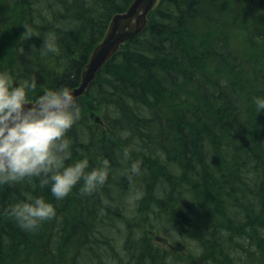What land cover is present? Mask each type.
<instances>
[{"label": "trees", "instance_id": "16d2710c", "mask_svg": "<svg viewBox=\"0 0 264 264\" xmlns=\"http://www.w3.org/2000/svg\"><path fill=\"white\" fill-rule=\"evenodd\" d=\"M131 2L0 0V71L35 78L33 101L78 86L112 16ZM248 4L158 0L76 98L80 118L66 133L73 160L110 161L108 181L61 200L38 178L0 186V264H264V111L254 102L264 63L230 78L236 63L223 64L234 53L222 24L227 13L240 22ZM48 33L58 50L42 54ZM133 161L140 174H126ZM29 192L57 215L26 231L6 210Z\"/></svg>", "mask_w": 264, "mask_h": 264}, {"label": "clouds", "instance_id": "9594fccd", "mask_svg": "<svg viewBox=\"0 0 264 264\" xmlns=\"http://www.w3.org/2000/svg\"><path fill=\"white\" fill-rule=\"evenodd\" d=\"M40 48L42 54L56 53L57 35H43ZM36 87L35 78L17 81L12 73L0 71V186L38 178L40 186H50L56 200L78 184L83 194L96 191L108 181L111 164L105 158L90 167L88 156L72 159V141L66 133L80 118L73 90L46 88L33 102L30 93ZM254 102L258 113L264 111V95ZM141 163L133 161L126 174H140ZM6 211L26 231L57 215L51 200L30 192Z\"/></svg>", "mask_w": 264, "mask_h": 264}, {"label": "rangeland", "instance_id": "374dc122", "mask_svg": "<svg viewBox=\"0 0 264 264\" xmlns=\"http://www.w3.org/2000/svg\"><path fill=\"white\" fill-rule=\"evenodd\" d=\"M242 14L239 22L232 14L227 13V18L224 22L226 24H222V26L227 27L229 32L228 47L230 52L234 53L231 57L226 56L223 64L232 65L236 63L234 69L231 67L232 72L226 69L229 78L233 77L234 74H239L243 77L246 71L256 68L254 67L256 63H259V65L264 63V41L256 39L254 35H251V29H247L249 27V20L254 19L256 24L252 25V27L257 26L258 32L264 34V0H249L248 7L243 8ZM145 227L149 229L147 224ZM152 234L153 236L156 235L154 237L156 242L174 252L184 254L166 236L159 235L158 233Z\"/></svg>", "mask_w": 264, "mask_h": 264}, {"label": "water", "instance_id": "95a60500", "mask_svg": "<svg viewBox=\"0 0 264 264\" xmlns=\"http://www.w3.org/2000/svg\"><path fill=\"white\" fill-rule=\"evenodd\" d=\"M157 2L158 0H132L125 11L112 16L102 40L92 50L81 72L80 84L72 88L76 98L85 93L99 69L120 49V46L142 32L147 25L148 15Z\"/></svg>", "mask_w": 264, "mask_h": 264}]
</instances>
